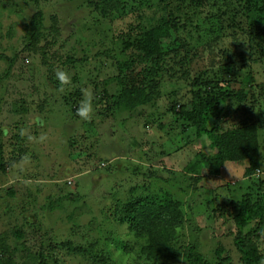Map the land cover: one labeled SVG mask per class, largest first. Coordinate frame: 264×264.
Wrapping results in <instances>:
<instances>
[{
    "label": "rangeland",
    "instance_id": "obj_1",
    "mask_svg": "<svg viewBox=\"0 0 264 264\" xmlns=\"http://www.w3.org/2000/svg\"><path fill=\"white\" fill-rule=\"evenodd\" d=\"M107 3L110 7L94 10L95 3L89 0H0V147L5 161L12 155L18 159L8 163L5 172L0 170V235H7L12 247H21L13 255L16 264H21L27 248L32 253L41 249L50 253L57 264H146L131 250L135 238L107 214L114 198H125L131 186L145 183L149 193L169 187L170 195L183 201L186 222L179 239L184 245L195 244L215 261L214 250L221 243L232 257L228 264H240L229 236L233 226L214 220L211 210L231 194L239 198L254 187L253 181L244 176L245 164L228 163L219 177L205 178L193 191L184 167L205 146L191 140L193 135L181 128L169 110L171 104L186 103L189 97L182 72L200 74L209 69L219 74L214 65L220 63L224 49L234 53V38H218L217 44L205 36L196 52L186 46L188 58L180 55L170 60L161 95L133 110L114 108L104 97V92L110 96L119 91L114 78V35L132 15L120 18L118 0ZM101 10L107 15L103 17ZM38 11L44 25L35 44L31 37ZM196 32L192 25L182 34L190 42L189 36ZM248 51L241 47L239 67L251 69L256 83L264 84V60L256 61V55L247 59ZM56 68L72 74V83L63 93L54 78ZM84 88L93 93L95 111L89 121H82L72 110ZM174 90L177 97L172 95ZM236 109L231 106L232 112ZM256 109L258 118H264V99ZM21 129L47 139L28 141L19 135ZM258 137L262 160L264 129ZM26 154L30 162L22 161ZM109 161L115 165L108 167ZM10 188L14 197L7 194ZM34 219L35 224L30 222ZM15 230L24 231V237L17 239ZM64 241L69 247L80 244L86 251L70 252L61 246ZM125 242H130L129 247ZM258 243L264 258V234ZM181 256L174 264H185Z\"/></svg>",
    "mask_w": 264,
    "mask_h": 264
},
{
    "label": "trees",
    "instance_id": "obj_2",
    "mask_svg": "<svg viewBox=\"0 0 264 264\" xmlns=\"http://www.w3.org/2000/svg\"><path fill=\"white\" fill-rule=\"evenodd\" d=\"M34 1L37 3L40 0ZM89 1L95 3L94 10L101 6L110 7L107 0ZM118 2L122 11L120 18L132 15V20L114 35V64L117 68L114 78L119 91L110 96L104 92V97L110 99L107 102L111 101L114 108L133 110L161 95V83L170 60L180 55L188 58V52L184 49L186 46L196 52L197 47L206 41L205 36L209 37L208 41L217 44L218 38H234V53L230 54L228 49H224L220 53V63L214 65L213 69H218L219 74L210 73L209 69L201 70L200 74L182 72L180 78L188 85L189 97L186 103L179 101V105L171 104L169 110L180 121L181 128L193 135L191 140L197 139L205 146L184 167L193 191L205 178L219 177L225 164H245L244 176L251 178L254 187L245 190L237 199L231 194L232 197L221 200L212 208V218L233 226L229 229V236L232 237L240 264H260L263 255L258 240L264 234V174L260 168L262 161L258 135L264 129V118H258L256 107L264 99V84L256 83L251 69L239 67L242 61L238 56L241 47L246 46L249 50L247 59L256 55V61L264 60V0ZM148 10L152 12L150 15H147ZM100 14L103 17L107 15L104 10ZM33 25L31 40L36 44L44 25L40 11L35 13ZM192 25H195L197 32L189 36V42L182 32ZM248 66L251 67V64ZM257 89L259 92L255 91ZM176 94L177 91H172V95ZM232 105H236V113L240 112L241 115L231 111ZM72 110L76 111V107ZM1 134H5L4 130ZM18 151L21 154V149L14 147V152ZM17 160L12 155L9 161H5L0 147V170L5 172L8 163ZM111 161L107 163L108 167L115 165ZM167 188L161 187L158 192L149 193L145 183L131 186L125 198L116 197L112 206L107 207L111 220L125 226V234L135 238L136 247L131 250L144 258L146 264H174L180 253L185 264L231 262V255L226 253L221 243L214 250L216 260L211 261L199 252L195 244L184 245L180 241L179 231L186 222L183 201L174 199ZM6 191L8 196H15L12 188ZM66 197L73 200L71 193H67ZM62 200L57 202L58 205ZM30 222L35 224L36 219ZM24 233L22 230L14 231L17 239L23 238ZM6 237L5 234L0 235V264H16L13 255L21 247H12L6 242ZM129 243L125 242L126 245ZM70 244L74 246L69 247L67 241L62 242L61 246L65 245L73 253L83 254L86 251L80 244ZM57 262L42 249L32 253L27 248V252L21 256V264Z\"/></svg>",
    "mask_w": 264,
    "mask_h": 264
},
{
    "label": "clouds",
    "instance_id": "obj_3",
    "mask_svg": "<svg viewBox=\"0 0 264 264\" xmlns=\"http://www.w3.org/2000/svg\"><path fill=\"white\" fill-rule=\"evenodd\" d=\"M54 78L58 82L59 85L58 90L61 93L65 92L66 87L70 86L72 83V74L63 68L54 69ZM94 111L95 109H94L93 93L90 89L84 88L82 89L81 99L77 103L75 114L82 121H89L92 119ZM42 124L43 122L41 121V125ZM19 135L22 137H26L28 141H32L36 143H43L47 139V137L43 134L38 137L33 136L28 129H21ZM261 154L264 155V153L262 152ZM21 159L22 161L30 162L31 156L30 154H26L23 157H21ZM260 168H264V164L261 163ZM260 168H258L257 171H259ZM260 264H264V258L260 260Z\"/></svg>",
    "mask_w": 264,
    "mask_h": 264
},
{
    "label": "built area",
    "instance_id": "obj_4",
    "mask_svg": "<svg viewBox=\"0 0 264 264\" xmlns=\"http://www.w3.org/2000/svg\"><path fill=\"white\" fill-rule=\"evenodd\" d=\"M104 164V163H103Z\"/></svg>",
    "mask_w": 264,
    "mask_h": 264
}]
</instances>
